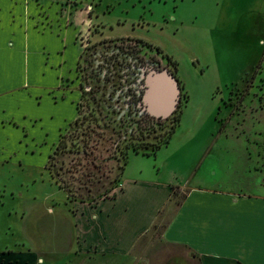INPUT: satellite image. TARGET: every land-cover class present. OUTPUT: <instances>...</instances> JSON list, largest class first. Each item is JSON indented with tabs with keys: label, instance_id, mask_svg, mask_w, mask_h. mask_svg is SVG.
Returning <instances> with one entry per match:
<instances>
[{
	"label": "rangeland",
	"instance_id": "374dc122",
	"mask_svg": "<svg viewBox=\"0 0 264 264\" xmlns=\"http://www.w3.org/2000/svg\"><path fill=\"white\" fill-rule=\"evenodd\" d=\"M87 1L95 7L94 23L90 22L77 41L76 35L67 33L48 39L52 50H48L46 65H40L52 73L46 83L53 88L57 81L62 83L64 74L70 77L64 85L71 84L76 74L79 77L80 116L67 127L63 138L59 129L76 114V103L69 99L75 94L70 92L63 100L59 91L47 90L50 94L38 104L35 95L17 91L2 101L6 103L5 121L9 114L19 116L26 131L14 122L4 123L7 131L2 137L6 144H14V158H22L23 165L14 158L0 163V251L32 249L45 258L39 264L78 262L72 203L110 195L127 158L131 171L143 167L150 176L162 166L163 177L170 178L175 171L181 184L192 185L198 176L209 181L221 178L231 182L229 187H237L250 176L244 164L264 161V0ZM87 9L91 11L90 6ZM124 36L141 37L167 54L165 68L172 71L181 88L170 116L147 114L137 100L105 102L97 90L87 92V84H94L90 68L93 73L103 62L96 53L114 40L127 47L131 39L119 38ZM79 41L85 46L81 59ZM132 44L136 46L137 41ZM137 48L142 66L151 53L145 52V46L144 50ZM108 49L104 55H109ZM136 69V77L145 82L143 70ZM254 73L256 77L247 87ZM23 78L16 71L4 88L22 84ZM107 86L111 88L107 94L119 93ZM121 107L125 109L119 113ZM146 115L151 119L144 120ZM31 117L39 119L34 123ZM221 121H225L224 134L219 132ZM173 131L170 144H165ZM60 139L62 144L54 154ZM159 144L164 145L156 157H137L132 149L152 154ZM203 159L195 175V165ZM222 163L230 167L221 169ZM185 193L184 188L177 190L159 223L141 239L143 253L153 264H193L184 257L183 249L165 245L161 237L163 224Z\"/></svg>",
	"mask_w": 264,
	"mask_h": 264
},
{
	"label": "crops",
	"instance_id": "0c3cea01",
	"mask_svg": "<svg viewBox=\"0 0 264 264\" xmlns=\"http://www.w3.org/2000/svg\"><path fill=\"white\" fill-rule=\"evenodd\" d=\"M88 6L92 7L90 12ZM94 9L93 3L87 0H0L2 113L6 111V103L2 101L17 91L35 95L38 104H42L50 92L59 91L63 100L71 92L75 95L69 99L76 103V114L71 123L60 126V137L66 133L67 127L71 128L80 112L82 91L78 87L79 77L76 74L71 84L64 85L70 79L64 74L61 76L62 83L57 81L53 88L46 83L52 73L43 66L40 68V65H46L44 60L49 54L48 50H52L48 39L67 33L76 35L77 41L88 29L90 22L94 23ZM79 43L81 59L85 46L81 41ZM79 62L80 60L77 66ZM38 68L40 74L37 73ZM52 68L55 69L53 65L50 69ZM16 71L23 75V83L4 88ZM74 87L79 93L75 92ZM18 98L22 101L19 96ZM54 98L58 100L59 97ZM27 101L25 98V106ZM62 106L63 104L60 105L61 108ZM9 116L5 121L4 114L0 115V163L12 162L16 156L14 144H6V139L2 137L7 131L4 123L14 122L17 127L26 131V127L21 126V121L17 119L19 116ZM27 116L24 115L25 118ZM38 119L29 118L34 123ZM180 122L181 119L177 127ZM218 124L219 132L224 134L221 122ZM23 147L28 146L25 144ZM162 147L152 154H134L137 157H156ZM14 159L23 165L22 158ZM203 161L204 159L200 164L197 161L195 175L199 173ZM127 164L128 160L110 195L88 201H73L75 250L78 247L76 264H153L152 258L143 253L141 239L159 223L163 211L167 210L175 197L174 187L177 190L184 188L186 193L175 212L163 224L161 237L165 245L183 249L184 257L193 264H264V161L258 160L253 166L244 164L245 171L250 176L236 182L239 184L237 187H229L231 182L227 184L221 178L209 181L198 176L192 185L181 184L183 182L178 183L179 177L175 171L170 178L163 177L162 166L149 176L143 167L131 171ZM220 167L229 168L230 165L222 163ZM44 260L40 253L32 249L0 251V264H39Z\"/></svg>",
	"mask_w": 264,
	"mask_h": 264
},
{
	"label": "flooded vegetation",
	"instance_id": "af4514ba",
	"mask_svg": "<svg viewBox=\"0 0 264 264\" xmlns=\"http://www.w3.org/2000/svg\"><path fill=\"white\" fill-rule=\"evenodd\" d=\"M119 38L120 39L129 38V39H131V40H129V41H131L130 42L131 44H128V46L126 47L123 44H120L116 40H114L115 43L114 42L110 43V46H107L105 48H101L102 50H100L99 55H97V53H96L95 56H97L96 58H98L99 56L102 57L103 62H102L101 65H99V68L103 71L102 75L105 78L104 79L105 81L103 83L101 82V84H98L96 86V88L94 87V85H91V84H87L88 87H86L87 92H89L91 94H95L94 92H95V90H97L100 93L99 97L102 100H104L105 102H110L112 100L113 101H117V100H119V101H127V102L135 101V100H132L127 95L126 91H128V88H129L128 86L121 87L118 90L119 91L118 94H114V93H112V91H110L107 94V89H111L107 85H111L113 87V84L120 77L119 76L120 74H118V69L121 66V62L116 61V59H117V57L119 55L125 54V55L132 56V58H135L136 61H137V64H139V67L143 70V74H144V72L147 73L150 69H154V68L161 69V68H165L166 67L165 66V59H166V55L167 54H165V52L163 51L161 46H157L154 43H151L148 40H145V39H143L141 37L124 36V37H119ZM115 39H117V38H115ZM133 41H135V42L137 41V44H135L136 46H133V44H132ZM144 46L147 49L145 52L149 51L151 53V56L149 54H146V55H149V57H148L147 60H145L146 61L145 64L140 66L141 62H140V58L139 57H140V51L141 50L137 49L136 51H138V52H134L129 47H136V48L140 47L141 49H143ZM107 48H110L108 50L111 52L110 53L111 54V58L109 57V61L107 60L108 56L104 55V51H107L106 50ZM113 55L116 58L115 62H113ZM90 69H91V74H92V68H90ZM143 85H144V82L142 83V87L140 85H138L139 86L138 91H139V94L141 95L140 97L142 99L137 100V101L140 102V103L143 100V91H144V86ZM122 94H123V96H121ZM147 114H149V113H147Z\"/></svg>",
	"mask_w": 264,
	"mask_h": 264
},
{
	"label": "water",
	"instance_id": "95a60500",
	"mask_svg": "<svg viewBox=\"0 0 264 264\" xmlns=\"http://www.w3.org/2000/svg\"><path fill=\"white\" fill-rule=\"evenodd\" d=\"M143 91L144 110L158 118L170 116L180 98V85L173 73L167 68L150 69L144 72Z\"/></svg>",
	"mask_w": 264,
	"mask_h": 264
},
{
	"label": "trees",
	"instance_id": "16d2710c",
	"mask_svg": "<svg viewBox=\"0 0 264 264\" xmlns=\"http://www.w3.org/2000/svg\"><path fill=\"white\" fill-rule=\"evenodd\" d=\"M131 50H133L134 52H138V51H136L138 48H136V47H129ZM110 52V51H109ZM111 53V52H110ZM109 53V55H107L108 57H107V60L109 61V57L111 58V54ZM115 57H114V55H113V62H115ZM116 61H119V62H121V66L119 67V69H118V74H120L119 76V79L118 80H116V82L113 84V92L114 91H118L121 87H124V86H128L129 88H128V91H126L127 92V95L132 99V100H140V99H142L140 96V94H139V91H138V88H139V86L138 85H140L141 86V84L142 83H140V81H139V78H137L136 77V74H137V69H136V67H139V64H137V61H136V59L135 58H132V56H130V55H125V54H123V55H119L118 57H117V59H116ZM261 63V62H260ZM137 71V72H136ZM256 72H257V70H256ZM102 73H103V71L99 68V65L97 66V67H95V70L93 71V73L91 74V78L94 80V87L95 86H97L98 84H101V82L103 83L105 80V78L103 77V75H102ZM256 77V75H255V73H254V75L252 76V79H251V81L248 83V85H247V87L249 86V85H251L250 83L252 82V80H254V78ZM137 80H138V82H139V84L137 83ZM143 81V80H142ZM144 82V81H143ZM145 83V82H144ZM133 84H135V85H133ZM248 90V89H247ZM246 90V91H247ZM244 92L243 93V95H242V98L241 99H243L244 97H246V95H247V93H248V91L247 92ZM126 95V96H127ZM121 96H123V94L121 95ZM138 102V101H137ZM123 109H125L124 107H121L120 108V110H117L119 113H121V111L123 110ZM128 109V112L129 113H131L132 112V108L130 107V108H127ZM80 116V115H79ZM147 117H148V119L146 118V119H144V120H150L151 119V116L150 115H146ZM143 118V117H142ZM141 118V119H142ZM79 119V117L76 119V120H78ZM137 122H138V124H140V123H142L143 122V120H136ZM224 126H225V121H221V128H224ZM174 133V131L173 132H171V135L170 136H168V138L165 140V144H167L168 142H169V139H170V137H172V134ZM64 136V135H63ZM63 138V137H62ZM62 140V139H61ZM60 140V143H59V145H58V148H57V150L60 148V146H61V144H62V141ZM164 145V144H163ZM163 145H157L156 146V148H155V150H154V152L153 153H155V152H157V150L160 148V147H162ZM133 150H134V152H141V151H139V149L138 148H132ZM56 150V151H57ZM56 151H55V153H56ZM144 153H146V152H144ZM147 154H151V153H147ZM127 160H128V158H127ZM127 162V161H126ZM173 192H174V195H176V193H177V189L174 187L173 188Z\"/></svg>",
	"mask_w": 264,
	"mask_h": 264
},
{
	"label": "snow or ice",
	"instance_id": "6c2138e0",
	"mask_svg": "<svg viewBox=\"0 0 264 264\" xmlns=\"http://www.w3.org/2000/svg\"><path fill=\"white\" fill-rule=\"evenodd\" d=\"M0 115H2V107H0Z\"/></svg>",
	"mask_w": 264,
	"mask_h": 264
},
{
	"label": "built area",
	"instance_id": "2783aa9c",
	"mask_svg": "<svg viewBox=\"0 0 264 264\" xmlns=\"http://www.w3.org/2000/svg\"><path fill=\"white\" fill-rule=\"evenodd\" d=\"M90 8H92V7H90Z\"/></svg>",
	"mask_w": 264,
	"mask_h": 264
}]
</instances>
